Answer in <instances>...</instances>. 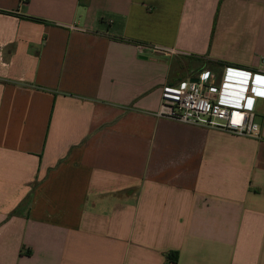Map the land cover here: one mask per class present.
I'll return each mask as SVG.
<instances>
[{"label": "crops", "instance_id": "obj_1", "mask_svg": "<svg viewBox=\"0 0 264 264\" xmlns=\"http://www.w3.org/2000/svg\"><path fill=\"white\" fill-rule=\"evenodd\" d=\"M0 11V264H264V0ZM200 60L259 138L156 117Z\"/></svg>", "mask_w": 264, "mask_h": 264}, {"label": "built area", "instance_id": "obj_2", "mask_svg": "<svg viewBox=\"0 0 264 264\" xmlns=\"http://www.w3.org/2000/svg\"><path fill=\"white\" fill-rule=\"evenodd\" d=\"M29 0H20L21 3ZM165 57L177 55L174 49L138 45ZM2 53L0 52V59ZM224 79L249 83L250 87L264 89V82L251 78V72L235 67H225ZM195 81L186 79L177 85H164L161 88L160 104L156 117L177 121L183 124L227 131L237 136L259 138L260 125L256 114L245 108L241 99L229 98L216 82L212 71H201Z\"/></svg>", "mask_w": 264, "mask_h": 264}, {"label": "trees", "instance_id": "obj_3", "mask_svg": "<svg viewBox=\"0 0 264 264\" xmlns=\"http://www.w3.org/2000/svg\"><path fill=\"white\" fill-rule=\"evenodd\" d=\"M2 13H5V12H2ZM200 64H201L202 67L203 66H209L210 68L223 67V66L226 65L225 63H221V62H218V61H210V60H204V61L200 60ZM175 255H176L175 253L171 254V255L169 254L167 256V259L171 260V261H175L176 260V256Z\"/></svg>", "mask_w": 264, "mask_h": 264}, {"label": "rangeland", "instance_id": "obj_4", "mask_svg": "<svg viewBox=\"0 0 264 264\" xmlns=\"http://www.w3.org/2000/svg\"><path fill=\"white\" fill-rule=\"evenodd\" d=\"M179 63H182V65H183V64H184V65L186 64V62H185L184 59H183L182 61H179ZM184 65H183V66H184ZM204 70H206V71H207V70H208V71H211V68H210L209 66H203V67H202L201 65H199L198 68H197L196 70H193V71H194V74H195V73H197V72H201V71H204Z\"/></svg>", "mask_w": 264, "mask_h": 264}, {"label": "water", "instance_id": "obj_5", "mask_svg": "<svg viewBox=\"0 0 264 264\" xmlns=\"http://www.w3.org/2000/svg\"><path fill=\"white\" fill-rule=\"evenodd\" d=\"M192 81H195V79H192Z\"/></svg>", "mask_w": 264, "mask_h": 264}]
</instances>
